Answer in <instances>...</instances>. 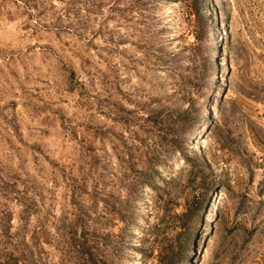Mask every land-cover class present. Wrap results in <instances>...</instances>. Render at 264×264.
<instances>
[{
    "label": "rangeland",
    "instance_id": "374dc122",
    "mask_svg": "<svg viewBox=\"0 0 264 264\" xmlns=\"http://www.w3.org/2000/svg\"><path fill=\"white\" fill-rule=\"evenodd\" d=\"M187 206L182 264H264V0H0V264H153Z\"/></svg>",
    "mask_w": 264,
    "mask_h": 264
},
{
    "label": "trees",
    "instance_id": "16d2710c",
    "mask_svg": "<svg viewBox=\"0 0 264 264\" xmlns=\"http://www.w3.org/2000/svg\"><path fill=\"white\" fill-rule=\"evenodd\" d=\"M187 14L190 18H193V31L192 34L194 36V40L187 44V48L190 50V63H194L199 57L203 61L206 60L208 62L209 56H207V47L204 46L205 40L203 39L202 31L204 30V22L203 12L198 6L188 7ZM168 217L175 221L179 226L180 229L178 233L174 236L171 244L165 247L159 254L158 260L153 264H182L181 259L184 254L187 252V246L189 244V232H190V224H186V220L192 217V206H187L181 212H173L170 213L169 209H167ZM164 218H161V220ZM154 227L159 228V224H155ZM154 227H152L154 229ZM122 234V233H121ZM120 234V240L111 241L112 243V250L113 252L116 250V246L123 241V235ZM184 236V237H183ZM78 247L81 251L85 252V257L89 260L92 264H97V259L93 252L86 253V243L85 240L79 239ZM111 247V246H110ZM176 249V250H175ZM96 252H99V248L95 247Z\"/></svg>",
    "mask_w": 264,
    "mask_h": 264
}]
</instances>
